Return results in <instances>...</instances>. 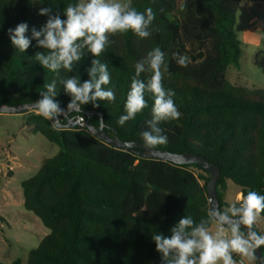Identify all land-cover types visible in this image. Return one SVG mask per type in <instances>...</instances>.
<instances>
[{
    "label": "trees",
    "instance_id": "1",
    "mask_svg": "<svg viewBox=\"0 0 264 264\" xmlns=\"http://www.w3.org/2000/svg\"><path fill=\"white\" fill-rule=\"evenodd\" d=\"M79 0H39L64 19L69 3ZM243 0H132L144 12L151 7L155 20L151 35L133 32L110 34V45L99 57L85 49L73 70L54 73L35 60L45 52L36 41L25 51L13 47L8 29L20 22L39 30L47 21L36 11L35 0H0V106L22 107L40 99L45 85L56 82L54 98L67 109L72 97L62 81L75 76L89 79L93 59L106 63L114 101H97L70 110L61 122L45 119L36 110L22 113L31 130L59 146L38 172L22 182L24 209L50 233L29 254L28 264H162L153 234L171 236V228L184 216L199 223L208 218L209 173L196 164L180 165L148 159L141 133L149 130L154 98L133 120L118 124L135 76V64L155 47L165 54L163 86L182 113L177 120L160 123L168 143L154 150L194 155L221 171L217 183L220 210L226 209L227 181L244 195H264V89L237 86L227 79L231 65L239 66L241 42L236 33L237 12ZM174 53L187 56L181 67ZM150 73L141 74L145 81ZM82 118L86 124L71 126ZM91 128L129 143V150L100 141ZM2 146L0 142V156ZM196 171H199L197 173ZM260 217L264 219V213ZM215 221L210 222V227ZM257 232L255 226H253ZM258 233V232H257ZM259 234V233H258ZM264 254V246H262ZM0 264H5L0 262ZM9 264H23L17 259Z\"/></svg>",
    "mask_w": 264,
    "mask_h": 264
},
{
    "label": "clouds",
    "instance_id": "2",
    "mask_svg": "<svg viewBox=\"0 0 264 264\" xmlns=\"http://www.w3.org/2000/svg\"><path fill=\"white\" fill-rule=\"evenodd\" d=\"M50 7H43L39 15L47 16L45 24L37 30L27 22L18 23L9 28L8 34L14 48L25 52L36 41V46L46 49L37 52L35 60L44 69L58 73L61 69L71 72L75 62L82 59L85 49L93 57L104 53L111 41L110 34L133 32L139 38L151 35L150 26L155 20L151 7L144 12L137 11L127 0H79L69 3L63 11L64 19L59 14H52ZM173 58L181 67H187V56L174 53ZM167 70L165 54L160 47L150 50L144 59L135 64V76L125 103V114L118 124L133 120L148 106L145 93L154 98L152 118L147 123L149 130L141 133L145 147L154 150L159 145L168 143V138L159 126L161 122L177 120L182 113L178 110L173 97L175 92L163 86V72ZM148 72L145 81L141 74ZM89 79L83 83L75 76L62 81L65 91L72 97L67 109L61 108L54 99L57 95L56 82L45 85L46 91L40 92L32 108L36 114L54 122L70 110L82 111V106L97 101H114L115 93L105 86L111 83V75L106 63L93 59L88 70ZM239 205L232 204L223 211L218 207L208 212L207 219L199 223L191 216L182 217L171 228V236L162 233L153 234L156 250L161 254L162 264H237L233 253L248 259L256 258V250L264 246V235L253 230L261 213H264V195L249 190L238 197ZM215 221V232L210 231V222ZM243 228V230H242Z\"/></svg>",
    "mask_w": 264,
    "mask_h": 264
},
{
    "label": "rangeland",
    "instance_id": "3",
    "mask_svg": "<svg viewBox=\"0 0 264 264\" xmlns=\"http://www.w3.org/2000/svg\"><path fill=\"white\" fill-rule=\"evenodd\" d=\"M38 1L35 0L37 12L42 8ZM127 2L131 4L132 0ZM257 17L264 19V4L249 6L245 0L238 9L235 27L242 57L239 66L228 68L227 79L237 86L264 89V30L259 34L250 32L252 20ZM56 121L59 123L61 119ZM83 124L85 121H80L79 125ZM0 142V262L9 264L20 259L23 264H28L30 252L50 231L24 209L22 182L34 176L60 148L26 126L21 113H0ZM239 196L237 186L227 181L225 201L229 206L234 203L238 206L236 199ZM254 226L259 234L264 235L262 217ZM242 258L245 264H257L256 258Z\"/></svg>",
    "mask_w": 264,
    "mask_h": 264
},
{
    "label": "water",
    "instance_id": "4",
    "mask_svg": "<svg viewBox=\"0 0 264 264\" xmlns=\"http://www.w3.org/2000/svg\"><path fill=\"white\" fill-rule=\"evenodd\" d=\"M29 110H35V109L32 108L31 105L16 107V108L8 107V106H0V113H8V114H20L21 113L22 114V113L28 112ZM80 121H83V119L82 118H78L76 120L71 119L69 120V124L71 126L79 125ZM86 125L89 126L88 123ZM91 131L100 141L116 149L129 150L132 147V145L129 143H125L120 140L110 138L102 130L98 131L96 129L91 128ZM141 156L148 158V159L169 161V162H173V163L180 164V165L196 164V165L201 166L210 175V181L207 184V191H208L209 201H210V210L214 207H218L220 209V200H219L218 189H217V183L221 178V171L219 167H217L216 165L210 164L208 161H206L205 159L201 157L194 156V155H178V154H170L166 152H159L155 150L145 149V152L141 153ZM253 230L255 231L254 227H253ZM256 262L257 264H264V254L262 251V247L256 250Z\"/></svg>",
    "mask_w": 264,
    "mask_h": 264
},
{
    "label": "crops",
    "instance_id": "5",
    "mask_svg": "<svg viewBox=\"0 0 264 264\" xmlns=\"http://www.w3.org/2000/svg\"><path fill=\"white\" fill-rule=\"evenodd\" d=\"M245 0H243V2H244ZM246 1H248V5L249 6H253V5H256V6H261V4H264V3H262V2H264V0H246ZM243 2H242V4H243ZM252 23H253V25L251 26V28H250V32L251 33H253V34H259V33H261L263 30H264V19L263 20H261L260 19V17H257V18H254L253 20H252ZM1 170V169H0ZM4 175V174H3ZM237 190H238V192L241 194V192H240V188L239 187H237ZM236 201H237V203H238V199H236ZM24 202V201H23ZM227 203V202H226ZM228 204V203H227ZM228 206H229V204H228ZM216 227H217V225H216V223L214 222L213 224H212V226L210 227V231H212L213 233L215 232V230H216Z\"/></svg>",
    "mask_w": 264,
    "mask_h": 264
},
{
    "label": "built area",
    "instance_id": "6",
    "mask_svg": "<svg viewBox=\"0 0 264 264\" xmlns=\"http://www.w3.org/2000/svg\"><path fill=\"white\" fill-rule=\"evenodd\" d=\"M238 203H239V201H238ZM233 258L237 262V264H245V261L243 260V258L240 255L233 253Z\"/></svg>",
    "mask_w": 264,
    "mask_h": 264
}]
</instances>
